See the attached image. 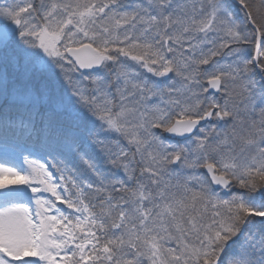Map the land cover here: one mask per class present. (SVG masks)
<instances>
[{
    "label": "snow or ice",
    "instance_id": "1",
    "mask_svg": "<svg viewBox=\"0 0 264 264\" xmlns=\"http://www.w3.org/2000/svg\"><path fill=\"white\" fill-rule=\"evenodd\" d=\"M0 264H264V0H0Z\"/></svg>",
    "mask_w": 264,
    "mask_h": 264
}]
</instances>
